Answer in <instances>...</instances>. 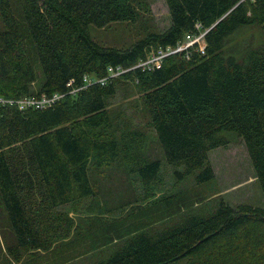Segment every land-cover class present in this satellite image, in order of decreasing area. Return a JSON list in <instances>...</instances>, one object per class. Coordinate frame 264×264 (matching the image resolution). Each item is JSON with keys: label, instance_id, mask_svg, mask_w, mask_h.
<instances>
[{"label": "trees", "instance_id": "16d2710c", "mask_svg": "<svg viewBox=\"0 0 264 264\" xmlns=\"http://www.w3.org/2000/svg\"><path fill=\"white\" fill-rule=\"evenodd\" d=\"M165 3L169 25L121 48L95 40L90 27L136 22L142 13L133 0H19L24 27L10 1L0 0V95H61L41 109H0V205L14 234L6 246L12 260L50 245L27 212V194L50 210L94 197L90 173L120 161L145 184L156 178L161 162L136 150L140 132L126 130L110 110L122 81L139 92L147 126L177 178L213 180L209 151L240 139L264 198V0ZM196 24L206 29L203 53L191 46L158 67H134L150 50L182 42ZM116 66L126 70L97 81ZM85 75L92 81L85 84ZM128 235L90 264H264V207L247 203L221 199L210 213Z\"/></svg>", "mask_w": 264, "mask_h": 264}, {"label": "rangeland", "instance_id": "374dc122", "mask_svg": "<svg viewBox=\"0 0 264 264\" xmlns=\"http://www.w3.org/2000/svg\"><path fill=\"white\" fill-rule=\"evenodd\" d=\"M9 1L15 19L24 27L19 0ZM133 3L142 13L136 22L115 21L102 28L91 26L92 37L105 45L124 48L147 32L161 31L169 25L165 0H133ZM4 28L0 13V31ZM242 37L237 36V41ZM110 104L112 114L119 116L126 130L134 127L132 131L140 132L142 140H135L136 150L147 159L161 162L156 178L145 184L128 163L120 161L90 173L94 197L75 199L50 210L39 197L27 194V212L40 231L45 232L50 245L48 249L23 253L20 261L12 260L7 253L6 246L14 243V234L0 205V264H90L107 257L136 229L155 231L190 212L210 213L221 199L232 206L247 203L264 207L259 182L240 139L209 151L215 177L196 184L191 176L177 178L173 168L166 164L155 134L147 126L148 118L133 83L122 81ZM68 223L66 234L64 227ZM169 264L187 261L178 259Z\"/></svg>", "mask_w": 264, "mask_h": 264}, {"label": "built area", "instance_id": "2783aa9c", "mask_svg": "<svg viewBox=\"0 0 264 264\" xmlns=\"http://www.w3.org/2000/svg\"><path fill=\"white\" fill-rule=\"evenodd\" d=\"M195 28H196L195 31L187 32L184 36L183 41L178 43L176 46H165V47H159L156 50H150L146 58L143 60H139L134 65V67L142 68V69L158 67L160 66V63L162 62V59L165 56L189 48L191 46H195L196 50H198L200 53H203L205 49L204 35L206 29L202 30L199 24H196ZM125 70L126 69H124L121 66L110 67L108 68V75L104 78L98 79L97 81H99L101 84H104L108 77L118 76L121 73H123ZM83 80L85 81V84L92 81V79L86 75L83 77ZM59 97H61V95L52 94L49 97H47L44 96V94H42L40 96L29 95V96L20 97L18 99H14V98H6L0 95V109L3 106L13 105V104H16L19 110H25L31 107L34 109H41L47 106L52 101H54L55 99H58Z\"/></svg>", "mask_w": 264, "mask_h": 264}]
</instances>
